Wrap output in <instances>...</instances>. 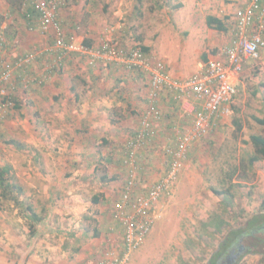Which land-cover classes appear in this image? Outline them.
Returning a JSON list of instances; mask_svg holds the SVG:
<instances>
[{"label":"rangeland","instance_id":"1","mask_svg":"<svg viewBox=\"0 0 264 264\" xmlns=\"http://www.w3.org/2000/svg\"><path fill=\"white\" fill-rule=\"evenodd\" d=\"M27 2L30 3V0ZM65 2L63 8L70 19L69 28L71 26L74 28L69 34L77 35L80 41L85 40L81 39L84 37L82 36V32L84 33L83 24L92 16L100 22L99 26L102 30L105 27L109 28V33L113 34L112 38L121 39L123 37L121 39L123 44L128 43L131 48L140 46V44L148 46L151 50V60L163 62L170 71H173V63L179 64L180 60V63L183 64L189 61L196 65L203 52L216 50L220 54L226 48V46L220 49L213 48L209 45L205 48V44L217 41L218 38L216 33L204 30L203 17L199 14L203 0H170L168 3L166 0H142L141 4L137 0H65ZM178 3L184 4L182 10L173 9ZM192 9L195 10L194 22L181 21H185L186 15ZM7 13L10 17L8 24L13 25V28H16L18 32L22 26L25 27L24 17L20 13L12 14L6 3L0 6V14ZM20 31L26 35V27H22ZM120 33L123 36L117 38L116 35ZM43 34L50 39L48 33ZM191 35L195 40L201 35H204L206 39L199 44L191 39ZM87 60L90 64V59ZM95 63H98L97 60L93 64ZM250 67L247 65L245 69L248 70L243 71L239 76L240 80L245 82V86H242L241 91L237 89L238 93L231 114L226 118L218 119L216 125L209 129L206 135L190 145L187 160L179 174L166 211L158 220L142 248L132 255L129 264H207L222 237L229 230L242 228L252 216L263 213L261 203L264 200V160L249 170L250 179L248 181L238 177L241 173L237 172L233 182L241 184V186L234 188L232 197L218 196L212 191L213 188L222 190L227 187L229 181L226 174L254 154L250 136L261 135L264 137V125L255 121V118L264 119V70H257L256 67L251 69ZM25 94L26 92L23 95ZM57 94L51 93L46 100L40 101L39 104L35 103L37 101L35 100V105L28 102L33 101L32 95L23 96L24 99L20 101L24 104L20 105V109H15L12 117L3 123L5 126L2 128L5 133L1 132L3 136L0 137V168L3 166L12 168L16 182L24 189L26 198L30 197L32 186H37L38 180L33 175L31 163H29L32 153L27 152L28 149L30 150L28 147L31 146L27 140L35 137L36 130L41 133L42 126H37V124H42L40 123L41 119H52L54 116L49 114L59 113V104L62 101ZM161 103L162 97L160 106ZM49 104H53V107L43 111ZM224 121L227 123L222 124ZM237 122L242 127L240 132ZM54 124L58 126L57 123ZM10 142H14L16 145L10 144ZM17 146H22V149ZM98 147L101 151L107 148H102L101 145ZM91 160L89 162L85 160L83 170L88 171ZM98 168L99 171L94 175L95 179L101 178L106 173L108 177L120 179L118 172L121 168L117 162L111 163L109 167L102 164ZM86 176L87 179L90 178L88 173ZM80 193L84 194V200L91 201L98 191L92 188ZM102 204L106 205L103 209H107L106 213L110 214L112 200L108 199L106 203ZM91 207L96 206L92 204ZM89 209V212L84 211L86 217L84 216L80 224L65 223V227L70 229L71 234H83V232L87 234L83 243L90 240L89 236L97 232L99 224L97 219L90 215L92 211L91 208ZM99 211L100 209L97 212ZM0 214H2L0 218L2 216L5 220L4 226H10L9 223L14 222L18 224L17 226L20 225L24 232H26L25 228L28 229L27 234H15V237L13 234H4V228L2 230L0 228V264L29 263L33 252L27 254V250L35 246L36 243L37 249L47 248L52 243L66 245L67 241L63 240L62 244L60 237L57 236L46 237L45 234H41L42 236L29 234L33 227H36V221L31 218L29 221H25L22 216H25L26 211L22 210L21 213L13 203H5ZM215 217H217L216 220H224L227 223L220 233L214 227L206 226V223L213 221ZM20 218L23 220L20 221ZM109 218L111 219V217ZM108 222L110 225V220ZM60 226L61 224L58 230L63 232L64 230ZM55 229L57 230V228ZM110 230L114 234L121 235L115 227ZM256 235V239L264 240V234ZM119 241V236H115V241L108 247V250L118 251L121 244ZM73 242L74 239L67 247L80 245V241L76 244ZM253 245L248 241L246 247ZM260 246V250L251 249L252 253L246 255L238 264H264V256L260 255L264 254V244ZM45 258H48L47 255L39 251L37 262L45 260Z\"/></svg>","mask_w":264,"mask_h":264},{"label":"crops","instance_id":"2","mask_svg":"<svg viewBox=\"0 0 264 264\" xmlns=\"http://www.w3.org/2000/svg\"><path fill=\"white\" fill-rule=\"evenodd\" d=\"M249 2L250 0H203L199 14L203 17L204 30L216 33L218 38L217 41L205 44V48L209 45V47L220 49L230 44L235 32V12L237 9L245 7ZM63 7L60 9V18L64 30L69 34L74 28L72 26V29L69 28L70 19ZM182 8H184V4ZM182 8L178 10H182ZM194 15L195 10H189L185 21H181L194 22ZM208 16H214L224 21L227 31L219 32L209 28L206 22ZM24 22L26 35L20 31L22 27L25 28L24 26L18 32L16 28H13V25H9V29L11 27L10 40H8L10 46L6 49L0 48V67L12 65L17 57L51 44L53 37L50 36L49 39L39 30H29L25 18ZM99 23L91 16L83 24L84 33L82 32V36L84 37L81 39H85V42H91L94 48H99L104 39H111L113 36L112 33H109V28L105 27L102 30ZM192 31L194 32L193 29ZM122 34L120 33V36L116 35V37H122L124 35ZM192 36L191 39L193 40L194 37ZM121 39L112 38L113 42L120 47L131 49V46L126 43L127 41L125 40L126 44H123ZM205 39V36L201 35L193 41L200 44ZM217 56L219 55L216 50L203 52L196 65L189 61L183 64L180 63V60L179 64L173 63V71L166 68L173 78L184 80L196 72L199 63ZM87 59L80 54H71L66 57L59 70L53 71L52 75L49 76L46 69L50 64L56 62V58L54 54L51 56L44 55L32 67L29 76L22 73L18 74L21 82L18 99L23 100V96L30 94L29 96H33L31 97L33 101L28 102L35 105V103L39 104L40 101L46 100L51 93H58L57 96L62 101L59 104V113L49 114L54 116L52 119H41L39 122L42 124H37V126H42L41 133L38 130L35 131L33 127L36 135L27 140L31 145L27 152L32 153L29 163H31L33 175L38 180L37 186H32L31 195L25 199V203H27V207L33 205L36 214L41 218V221L36 227H33L29 234H45L46 237L57 236L60 237L61 242L63 240L67 242L66 245H59L57 241V245L52 243L44 249H37L36 243L35 246L27 250V254L33 252L31 261L27 264H99L105 251L114 243L115 236H119V242H122L121 235L114 234L110 230L115 227L118 233H121L118 224L113 221L111 213L127 173L124 165L125 144L135 137L141 126L142 118L149 103L147 102V93L150 80L145 74L130 72L125 70L123 66L114 63L106 65L107 62L98 60V63L90 66ZM247 65L251 66V69L256 67L257 70H264V55L258 63L246 62L243 71L248 70L245 69ZM32 71L42 77L47 75L41 85L23 81L31 77ZM240 74L234 79L239 91H241L242 86H245V82L239 78ZM25 92L26 94L23 95ZM25 99L27 100V98ZM35 100L37 101L34 103ZM52 107L53 104H49L43 111L50 110ZM160 107L162 118L155 124L158 136L147 150L141 152V159L145 165L143 173L145 174V185L158 181L170 168V158L166 150L176 147L177 138L191 131L197 103L194 99L185 97L177 99L175 95L164 93ZM13 114L14 112L7 120ZM54 123H57L58 126ZM225 123L227 121L222 124ZM3 126L5 125L0 127V137L3 136L2 133H5ZM99 145L102 148H107L101 151ZM85 160L87 162L91 160L88 171L83 170ZM115 162L120 165L121 170L118 173L122 180L119 179V181L117 177L109 176L108 180L104 182L102 178H94L100 165L109 167L111 163L115 164ZM111 172L113 171L111 170ZM86 173L89 174V179H87ZM115 183L117 184L115 185ZM92 188H95L98 193L93 196L92 202L84 200V194L80 192ZM97 197H99V201L95 204L94 199ZM108 199L112 200L110 214L106 213L107 209H103L106 205L102 204L106 203ZM92 204H95L96 207H91ZM89 208L92 211L90 215L99 222L97 225L98 235L92 234L89 236L90 240L83 243L87 234L84 232L83 234H71L70 229L65 227V223L80 224L85 216L84 211L89 212ZM98 209H100L99 212H97ZM22 218L29 221L31 215L27 212ZM22 220L20 218V221ZM108 220H110V225ZM3 222L5 220L1 216L0 228L1 230L4 228V234H13L16 237L15 234H27L28 232V229L25 228L26 232H24L20 225L17 226L18 224L14 222H10V226H4ZM60 224L63 232L58 230ZM73 239L75 244L80 241V245L67 247ZM39 251L46 254L48 258L37 262Z\"/></svg>","mask_w":264,"mask_h":264},{"label":"built area","instance_id":"3","mask_svg":"<svg viewBox=\"0 0 264 264\" xmlns=\"http://www.w3.org/2000/svg\"><path fill=\"white\" fill-rule=\"evenodd\" d=\"M7 0H0V6ZM64 0H30L35 15L26 12L25 20L29 30L48 33L51 44L36 48L16 58L12 65L0 67V127L16 107L18 97V74H26L44 55H55L56 62L46 69L48 75L59 70L67 56L80 54L90 59L114 63L128 70L139 69L148 74L150 86L148 107L142 118L141 126L134 138L125 144L124 165L126 177L121 184L119 197L115 200L112 219L121 231L120 249L108 250L99 264H129L132 255L138 251L153 232L158 220L167 209L173 196V189L179 178L184 162L188 157L190 145L207 134L216 125L218 119L231 114L237 87L234 79L239 75L248 61L260 62L264 55V0L250 2L235 12V32L230 44L219 56L211 57L198 64L197 70L187 79L173 78L161 61H152L139 48L128 49L115 44L112 39H104L99 48H88L83 40L74 34H67L60 21V9ZM0 32V48L10 46L5 32L10 17L4 14ZM31 77L23 80L41 85L45 77L32 71ZM164 93L175 95L177 99H194L197 109L190 132L178 137L176 147L167 149L169 167L158 181L145 185V165L141 152L151 146L158 132L155 124L162 118L160 98Z\"/></svg>","mask_w":264,"mask_h":264},{"label":"trees","instance_id":"4","mask_svg":"<svg viewBox=\"0 0 264 264\" xmlns=\"http://www.w3.org/2000/svg\"><path fill=\"white\" fill-rule=\"evenodd\" d=\"M139 2V4L142 3V0H137ZM170 0H166V2L168 3ZM7 4H8V8L10 9V12L12 14H21L22 17L25 18V14L26 12L32 14L33 16L35 15L36 12H34L33 8H31V6L29 5L30 3L27 2V0H7ZM183 7V4L178 3L174 6V10H178L180 8ZM24 12V13H23ZM5 18L3 14H0V32H1V26L4 22ZM206 22H207V26L211 29H214L216 31L219 32H226L227 28L225 26V22L222 21L221 19H218L214 16H208L206 18ZM9 29V27H8ZM7 29V30H8ZM5 32V36L8 40H10V36H9V31ZM68 34V33H67ZM84 44L88 47L93 49L94 47H92L91 42H85L84 40ZM134 48H139L142 50L143 54L145 55L146 58L148 59H152L150 57V48L146 47L142 44H140V46H136ZM129 48H127L128 50ZM109 63H106V65H108ZM125 70H128L125 68ZM130 72H138V73H142L145 74L146 76H148L146 73L140 71L139 69H134V70H128ZM149 77V76H148ZM22 101V100H21ZM20 101V99L16 98L15 99V103H16V109H20V105H23L24 103H22ZM255 121L260 124V125H264V119H260V118H255ZM238 126V131H241V124L238 122L237 123ZM250 142L254 147V154L249 157L247 159V161L243 160L239 166H236L235 168H233L231 170L230 173L226 174L227 180L228 182V186L223 188L222 190L213 188L212 191L215 195L218 196H222V195H228V196H233L232 195V191L234 190V188L241 186V184H235L233 182L234 177L236 176L237 172H240L241 174L238 175V177H240L242 180L248 181L250 178L249 176V170L252 169L257 163L261 162L264 160V137L261 135H252L250 137ZM10 144H15L14 142H10ZM16 145V144H15ZM17 148L22 149V146H17ZM102 180L104 182H106L108 180V176L107 174H105L104 176L101 177ZM225 182V181H224ZM25 199L26 196H24V189L20 186V184L18 182H16L15 176L12 173V168L10 166H3L2 168H0V212L3 210V205L5 203H13L15 204L19 209L20 212L22 213L26 211V213H30L31 218H33V220L36 221V223L38 224L41 221V218L36 214L34 206L33 205H28V207L26 206L27 203H25ZM227 200H229L228 198H226ZM99 201V197L94 199V203H98ZM230 201V200H229ZM261 209L263 210V213L261 214H257L255 216H252L249 220H247L246 225H245V229H247V231H250L249 229H256L255 225L256 224H260V225H264V200L261 203ZM217 217H215L213 219V221H209V223H206V226H212L215 228L216 231H218L219 233L222 232V230L226 227V222L224 220H216ZM242 228H237V229H232L229 230L228 234L224 235L222 237L221 242L219 243V252H216V250L214 251V253L212 254L211 258L209 259L210 262H212V264H216L218 256L221 254H227L229 249L233 248L239 241V239L241 238L242 234H238L242 232ZM96 236L98 235V233H95ZM246 235H250V234H244V236ZM260 243L264 244V241L259 240ZM218 248V247H217ZM248 248V247H246ZM251 249L248 248L249 253ZM262 256H264V254H260ZM264 259V257H263Z\"/></svg>","mask_w":264,"mask_h":264},{"label":"flooded vegetation","instance_id":"5","mask_svg":"<svg viewBox=\"0 0 264 264\" xmlns=\"http://www.w3.org/2000/svg\"><path fill=\"white\" fill-rule=\"evenodd\" d=\"M240 228V227H239ZM256 229H252L250 231H247L245 229V226L242 227V232L238 234H242L241 238L239 239L238 243L231 249H229L227 254H221L218 256L216 264H238L246 255H249L252 253V251L249 253V249H256L260 250L261 246L263 243H260L259 240L264 241L263 239H256L257 235L256 234H264V225H260L259 223L255 225ZM237 229V228H236ZM228 234V233H227ZM244 234H250L244 236ZM253 243V246H249L246 248L247 242ZM257 247V248H256ZM219 246L216 250V252L220 251L218 250ZM207 264H212V262H208Z\"/></svg>","mask_w":264,"mask_h":264}]
</instances>
